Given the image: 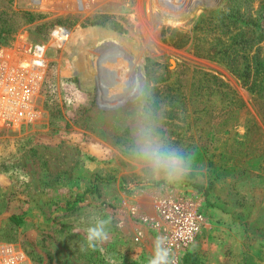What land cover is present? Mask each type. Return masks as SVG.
Masks as SVG:
<instances>
[{"label":"rangeland","instance_id":"1","mask_svg":"<svg viewBox=\"0 0 264 264\" xmlns=\"http://www.w3.org/2000/svg\"><path fill=\"white\" fill-rule=\"evenodd\" d=\"M45 1L0 0V49L47 43L56 26L70 31L48 53L41 119L0 131V244L24 264H147L156 237L128 207L149 213L176 187L196 195L207 218L177 264H264V121L247 87L194 48L204 17L238 11L242 51L252 66L262 61L264 0ZM181 66L240 99L237 127L221 137L188 127L171 100ZM141 128L184 157L182 179L155 176L133 154ZM96 217L111 218L110 238L92 250L84 229Z\"/></svg>","mask_w":264,"mask_h":264},{"label":"built area","instance_id":"2","mask_svg":"<svg viewBox=\"0 0 264 264\" xmlns=\"http://www.w3.org/2000/svg\"><path fill=\"white\" fill-rule=\"evenodd\" d=\"M45 2L30 0L33 6H42ZM69 38V29L56 26L50 31L47 43L0 49V131L20 129L41 119L39 98L49 50L62 49ZM189 194L176 187L166 188L155 198L149 213L142 211L138 204L128 207L130 217L151 230L155 237L168 238L167 246L176 261L181 252L195 243L207 223L201 201L193 193ZM24 262V254L0 244V264Z\"/></svg>","mask_w":264,"mask_h":264},{"label":"trees","instance_id":"3","mask_svg":"<svg viewBox=\"0 0 264 264\" xmlns=\"http://www.w3.org/2000/svg\"><path fill=\"white\" fill-rule=\"evenodd\" d=\"M238 15L235 11L231 17H204L208 26L206 24L205 31L197 34L194 48L207 59L224 64L247 87L264 121V59L252 66L248 51H242V29L241 37H237L242 27L235 21ZM213 21L219 23L214 25ZM180 68L170 86L171 100L176 103V109L191 119L188 127L197 128L200 133L211 129L218 137L237 127L233 119L236 118L235 112L242 108L240 99L212 75L202 71L191 73L184 66ZM10 220L16 225L21 223L20 219Z\"/></svg>","mask_w":264,"mask_h":264},{"label":"clouds","instance_id":"4","mask_svg":"<svg viewBox=\"0 0 264 264\" xmlns=\"http://www.w3.org/2000/svg\"><path fill=\"white\" fill-rule=\"evenodd\" d=\"M140 139L133 150V154L147 162L153 174L159 177L161 174L168 181H176L183 178L188 171L184 157L177 151L165 149L159 143L153 140L151 132L148 129L141 128ZM111 224V218H94L85 231V244L88 249L95 250L97 243L107 242L110 238L108 226ZM168 238L164 235H158L153 242L152 255L147 264H177L176 259L167 246ZM84 250V245H81Z\"/></svg>","mask_w":264,"mask_h":264}]
</instances>
